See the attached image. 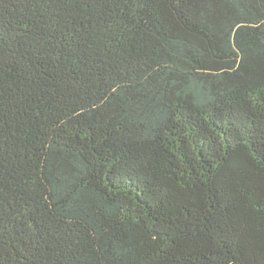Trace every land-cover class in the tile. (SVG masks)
Listing matches in <instances>:
<instances>
[{"label":"trees","instance_id":"1","mask_svg":"<svg viewBox=\"0 0 264 264\" xmlns=\"http://www.w3.org/2000/svg\"><path fill=\"white\" fill-rule=\"evenodd\" d=\"M0 264H264V0H0Z\"/></svg>","mask_w":264,"mask_h":264}]
</instances>
